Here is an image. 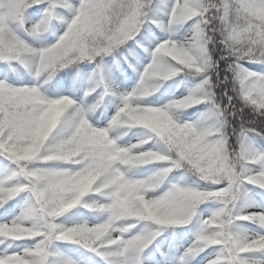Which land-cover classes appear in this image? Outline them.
Wrapping results in <instances>:
<instances>
[{
	"label": "snow or ice",
	"instance_id": "obj_1",
	"mask_svg": "<svg viewBox=\"0 0 264 264\" xmlns=\"http://www.w3.org/2000/svg\"><path fill=\"white\" fill-rule=\"evenodd\" d=\"M0 264H264V0H0Z\"/></svg>",
	"mask_w": 264,
	"mask_h": 264
}]
</instances>
